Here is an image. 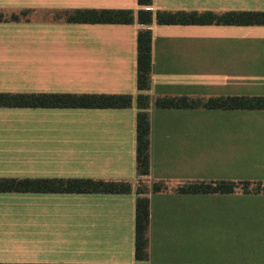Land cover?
I'll return each mask as SVG.
<instances>
[{"label":"crops","instance_id":"0c3cea01","mask_svg":"<svg viewBox=\"0 0 264 264\" xmlns=\"http://www.w3.org/2000/svg\"><path fill=\"white\" fill-rule=\"evenodd\" d=\"M138 0H0V92L129 93L139 23H69L66 9ZM154 10L264 11V0H153ZM151 26L158 95H264V25ZM137 112L0 107V177L129 180L131 193L0 192V262L137 264ZM142 181L264 180V110L155 108ZM149 264H264V194L149 192Z\"/></svg>","mask_w":264,"mask_h":264},{"label":"trees","instance_id":"16d2710c","mask_svg":"<svg viewBox=\"0 0 264 264\" xmlns=\"http://www.w3.org/2000/svg\"><path fill=\"white\" fill-rule=\"evenodd\" d=\"M141 6L133 9L79 8L56 12L57 19L69 23H139L159 25H264V11L231 10H154L153 0H138ZM28 10L10 15L0 11V21H19ZM152 29L142 27L137 35V88L134 97L129 93H6L0 92V107L43 108H128L134 102L137 112V186L135 219V258L137 264H149L150 198L154 193L183 194H264V180L187 179L154 180L151 188L142 181L151 171V114L150 109H242L264 110V95H158L152 89ZM129 180L94 178H15L0 177V192L38 193H131ZM0 264H54V263H2ZM76 264V263H68Z\"/></svg>","mask_w":264,"mask_h":264},{"label":"built area","instance_id":"2783aa9c","mask_svg":"<svg viewBox=\"0 0 264 264\" xmlns=\"http://www.w3.org/2000/svg\"><path fill=\"white\" fill-rule=\"evenodd\" d=\"M147 28H150L151 29V26H147ZM149 176L148 175H144L143 178H148ZM148 196V194H146Z\"/></svg>","mask_w":264,"mask_h":264}]
</instances>
